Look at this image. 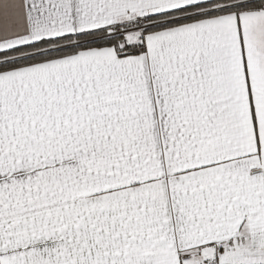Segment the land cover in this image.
<instances>
[{"label":"snow or ice","instance_id":"obj_1","mask_svg":"<svg viewBox=\"0 0 264 264\" xmlns=\"http://www.w3.org/2000/svg\"><path fill=\"white\" fill-rule=\"evenodd\" d=\"M0 264H264V0H0Z\"/></svg>","mask_w":264,"mask_h":264}]
</instances>
